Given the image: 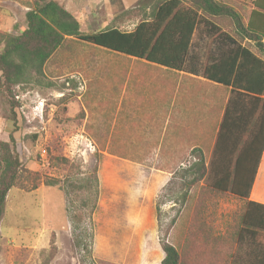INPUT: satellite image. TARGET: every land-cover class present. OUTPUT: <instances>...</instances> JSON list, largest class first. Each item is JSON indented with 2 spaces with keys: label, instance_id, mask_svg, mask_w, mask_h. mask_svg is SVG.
<instances>
[{
  "label": "rangeland",
  "instance_id": "rangeland-1",
  "mask_svg": "<svg viewBox=\"0 0 264 264\" xmlns=\"http://www.w3.org/2000/svg\"><path fill=\"white\" fill-rule=\"evenodd\" d=\"M34 1L0 0V32L17 35L23 30L25 14ZM62 1L81 21L84 32L111 26L132 31L145 17L138 7L140 0ZM230 4L238 8L243 0ZM200 36L198 32L194 52ZM201 46L204 51L206 42ZM116 60L119 58L70 38L46 64L40 86L15 89L20 104L15 118L7 119L10 106L0 98V141H8L13 133L25 168L39 173L44 181L67 176L69 169L60 158L68 159L80 178L97 166L100 188L93 223L84 221L76 232L59 186L42 183L33 191L13 188L0 224V264H158L163 259L161 239L171 234L170 241L178 243L194 202L208 194L201 181L189 191L188 205L173 197L157 213L162 189L200 154L167 155L158 131L149 139L136 132L134 147L127 148L135 153H116L125 150L123 144L132 146L130 139L118 140L115 130L116 97L121 92L101 91L99 83L105 85L107 76H113L114 69L107 64ZM206 148V154L202 153L208 160L212 151ZM232 197L221 196L217 209L215 202L208 204L214 206V215L208 216L217 219V233L223 234L226 224L240 216L241 204ZM90 233L93 241L87 237ZM75 235L83 236L84 244L78 246Z\"/></svg>",
  "mask_w": 264,
  "mask_h": 264
},
{
  "label": "trees",
  "instance_id": "trees-1",
  "mask_svg": "<svg viewBox=\"0 0 264 264\" xmlns=\"http://www.w3.org/2000/svg\"><path fill=\"white\" fill-rule=\"evenodd\" d=\"M253 3L260 10V0ZM138 7L145 17L132 31L111 26L84 32L81 21L61 0H35L25 14L23 30L17 35L0 32V98L10 106L6 117L15 118L20 107L15 89L40 86L46 64L70 38L172 70L201 72L207 80L231 87L232 95L209 159L199 151L198 160L189 168L178 170L158 198L156 211L160 214L161 204L173 197L177 203L188 205L189 191L201 181L208 193L193 201L181 248L170 241L171 234L161 239L165 253L161 264H264V205L247 201L264 151V60L237 41L245 33L243 16L228 0H140ZM198 32L210 37L208 52L216 37L218 47L227 54L216 58L206 55L200 64L193 50ZM246 34L257 43L264 31L251 24ZM241 97L257 103L245 105ZM59 160L69 169L67 176L43 181L39 173L23 166L13 133H9L8 141H0V224L13 188L33 191L42 183L63 189L74 232L86 220L93 223L100 196L97 166L80 178L81 173L70 167L68 159ZM225 194L246 203L240 216L226 224L220 234L211 225L216 220L209 218L214 215V206L208 204L215 202L216 207L217 200ZM87 237L93 241V233ZM75 243L81 246L84 237L75 235ZM87 245L86 241L85 248Z\"/></svg>",
  "mask_w": 264,
  "mask_h": 264
},
{
  "label": "crops",
  "instance_id": "crops-1",
  "mask_svg": "<svg viewBox=\"0 0 264 264\" xmlns=\"http://www.w3.org/2000/svg\"><path fill=\"white\" fill-rule=\"evenodd\" d=\"M254 1L243 0L240 7H235L242 14L245 25L243 38L237 41L242 47L250 49L257 57L264 60V36L256 43L246 34L251 24L264 31V0H260V10L255 8ZM228 4L232 6L229 0ZM217 26L235 38L228 29L219 24ZM234 27L233 25L232 28ZM200 37L202 38L199 39ZM200 37L196 49V57L200 64H203L206 55L216 58L227 54L218 47L216 37L211 40L212 46L209 52L207 47L210 37L205 34ZM204 42L206 47L203 51L200 45L202 48ZM101 51L119 58L107 64L114 69L113 76H107L105 85L99 81L100 90H112L117 92L116 94L121 92V95L116 97L115 130L118 140L122 138L124 141L129 139L132 141V146L123 144L121 147L125 150H117L116 153L134 154L135 151L127 148L134 147L136 132L139 134L142 132L140 138L149 139L153 137V131H158L160 146L165 148L167 155H190L191 152L200 154L199 151L206 154V147H211V151L213 150L224 111L232 95L231 87L209 81L201 72L172 70L135 57L102 49ZM124 57L128 61H125ZM240 99L245 105L257 103V100L248 97ZM232 198H235L243 209L246 200L235 196ZM247 201L264 205V151ZM211 225L217 229V219ZM187 231L188 223L181 232L178 243L175 244L173 241L179 248L184 245ZM162 254L164 259L165 253Z\"/></svg>",
  "mask_w": 264,
  "mask_h": 264
}]
</instances>
